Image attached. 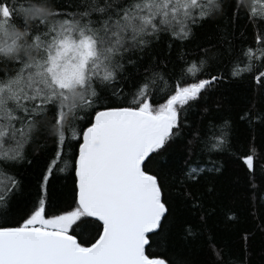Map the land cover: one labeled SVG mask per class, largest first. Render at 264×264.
Here are the masks:
<instances>
[{
	"label": "snow or ice",
	"instance_id": "snow-or-ice-1",
	"mask_svg": "<svg viewBox=\"0 0 264 264\" xmlns=\"http://www.w3.org/2000/svg\"><path fill=\"white\" fill-rule=\"evenodd\" d=\"M0 177V264H264V3L0 0Z\"/></svg>",
	"mask_w": 264,
	"mask_h": 264
},
{
	"label": "trees",
	"instance_id": "trees-1",
	"mask_svg": "<svg viewBox=\"0 0 264 264\" xmlns=\"http://www.w3.org/2000/svg\"><path fill=\"white\" fill-rule=\"evenodd\" d=\"M261 3H264V0H257V7L258 8H259ZM207 28H208V26H206L205 30H207ZM249 46L255 47L254 36H253V33H252L250 28L246 32H244L241 36V39L237 41V51H236L235 55L238 56L241 60H244L243 49L247 48ZM225 71H227V69H225ZM36 166L38 167V164ZM0 179H4V177H0ZM23 179L27 183V182L32 180V177L28 173H25L23 176ZM53 184L58 186L59 182L54 181ZM63 206H64V200L62 199L61 200V207H63Z\"/></svg>",
	"mask_w": 264,
	"mask_h": 264
}]
</instances>
